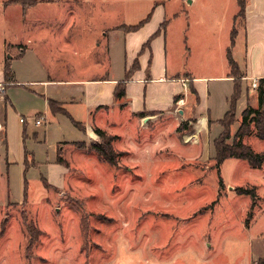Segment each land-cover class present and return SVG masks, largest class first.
Returning a JSON list of instances; mask_svg holds the SVG:
<instances>
[{
    "label": "rangeland",
    "instance_id": "374dc122",
    "mask_svg": "<svg viewBox=\"0 0 264 264\" xmlns=\"http://www.w3.org/2000/svg\"><path fill=\"white\" fill-rule=\"evenodd\" d=\"M202 1L204 6L189 0H0V70L11 58L12 78L18 81L7 90L17 109L12 111L8 100V135H4L6 128H0V224L7 220L0 234V264H150V252L152 264H162V244L156 239L160 231L165 232V253L170 257L164 264H249L253 242V255H264V165L254 167L243 158L228 157L218 169L213 156L185 159L182 146L195 140L201 146L203 138L199 130L192 132L191 125L177 128L171 152L162 150L145 162L148 136L142 137L134 128L124 137L120 127L109 128L107 133L115 137L113 148L121 152L112 165L93 150L59 143L87 140L85 130L72 122L69 113L49 111L48 98L66 93L52 87L43 91L42 85L31 83L48 77L121 73L127 24L140 23L148 13L153 20L142 33L165 17L170 19L166 28L169 70L184 68L186 27L207 10L209 0ZM237 9V0L222 8L215 6L214 14L208 13V18L191 27L192 33L207 35V31L213 41L228 36ZM235 27L239 34L233 53L243 61L244 33L238 23ZM23 44L30 48L25 54ZM191 62L203 71L199 59ZM262 90L263 86L257 98ZM262 98L264 103V94ZM236 104L231 134L242 120L243 95ZM44 112L47 122L36 124L35 115ZM23 114L28 122H20ZM95 138L87 143L101 140L98 135ZM245 141L264 151V139L256 133L251 132ZM8 144L14 161L9 165ZM57 148L69 168L56 162ZM24 149L29 154L27 169ZM43 176L56 186L46 187ZM253 185L258 194L254 203L251 194L236 190ZM28 223L43 232L27 251L23 228ZM203 237L213 243L209 259L196 248ZM193 243L194 248L189 246ZM253 264H264V256L254 257Z\"/></svg>",
    "mask_w": 264,
    "mask_h": 264
},
{
    "label": "crops",
    "instance_id": "0c3cea01",
    "mask_svg": "<svg viewBox=\"0 0 264 264\" xmlns=\"http://www.w3.org/2000/svg\"><path fill=\"white\" fill-rule=\"evenodd\" d=\"M189 1L193 4L198 1V4L204 6L202 0ZM227 2H230V0H209L207 10H202V17H198L196 23L199 24L203 18H208V13L214 14L213 9L215 6L218 5L222 8ZM237 3L238 9L232 15L234 26H232L228 36H223L218 41L210 39V33L207 31V35H202L201 31L195 32L194 35L191 27L193 28L196 23L194 25L188 23L186 27L187 47L183 53L186 60L184 68L169 70L166 28L171 22L170 19L165 17L156 27L154 26L148 32L142 33L143 29L147 28L152 22V15L136 30L125 31L117 28L125 31L126 34L125 46L127 51L125 52V63L122 65L121 73L112 76L106 72L95 77L68 79L48 77L31 80V83L42 85L43 91L52 87L59 91L58 93L67 94V96L61 95L62 97L53 99L57 100L61 107H63L62 104L68 106V111L65 107L63 108L69 113L71 120L73 118L85 125L87 142L96 140L95 127H100L109 133H111L109 128L120 127L119 133L124 137L127 136L129 129L133 131L135 128L142 137L148 136L146 137L148 139L144 142V146H148V153L144 152L143 155V162H145L147 158L154 159L153 156L160 151L162 152V150L167 151V153L171 152L172 147L177 142L178 135L175 134L177 128L179 129L182 123H188V126H193V129L191 128L192 132L199 130V134L203 135V138L200 139L201 146L199 143L197 144V140L194 143L190 142V144L182 146L183 157L189 159L193 156L201 158L206 156L209 160L210 156H213V158L215 156L214 140L223 130V124L220 120L231 108V97L235 92L236 80H239L236 77H240L239 88L240 96H244V109L250 105L255 107L260 105L259 97L257 98L258 83L264 88V0H246L245 16L239 14V0H237ZM175 15L178 14L175 13ZM239 17L242 18L241 22L238 19ZM163 22H165L164 25H162ZM236 23L239 24L244 33L246 48L243 61L236 58L233 53V46L236 44L235 40L239 34L238 28L235 27ZM234 28L237 29V32L232 40ZM128 48H130V51H128ZM21 49H23V54L30 50L26 44H23ZM229 56L237 63V72L233 73ZM193 58L201 61L203 71L193 67L191 62ZM136 61L138 66L134 67ZM5 67L6 62L0 70V83L2 84L0 85V94L3 95L2 100L4 103V111L0 115V128H6L4 135H8L9 125H7L6 114L8 100L10 101V109L12 111L17 109L9 94H7V90L10 89L11 85L17 84L18 81L16 79H5ZM254 79L257 80L256 85H253ZM5 83H7V86L4 87ZM120 85L125 94L122 97H117L116 89ZM211 88L214 89L213 92ZM42 93L47 95L45 92ZM48 100H51V98H48ZM51 110L52 108H49V111ZM41 115L45 117L42 122H47V112L36 114L35 118ZM23 116L26 117L25 114ZM20 122L25 123L28 121L26 118V120L23 122L20 120ZM25 131L26 128L24 127L21 134L24 135ZM152 135H155L156 138ZM4 140L5 143H8L6 137ZM84 140H60L59 143H73ZM140 145L138 144L139 148H141ZM6 147L8 152L5 159L6 164L9 165L14 161L9 157V144ZM58 152L57 148L55 160L60 163L57 158L61 153ZM23 153L26 156L25 169H27V165L30 163L29 154L26 149L23 150ZM52 185L56 186V184ZM27 195H25L23 202H25ZM164 234L165 232L160 231L158 238H156L162 244L159 247L162 248L159 253L162 264L170 258L169 254L165 253L168 244L166 245L167 242L164 241ZM261 239L264 238L261 237ZM200 240L197 242L196 248L201 250L202 254L209 259L213 251V243L207 237ZM254 245L253 242L248 252L249 264H253L254 257L264 256L253 255ZM189 246L194 248L195 243ZM153 256L152 252L148 255L151 259L150 264L153 262Z\"/></svg>",
    "mask_w": 264,
    "mask_h": 264
},
{
    "label": "trees",
    "instance_id": "16d2710c",
    "mask_svg": "<svg viewBox=\"0 0 264 264\" xmlns=\"http://www.w3.org/2000/svg\"><path fill=\"white\" fill-rule=\"evenodd\" d=\"M22 4H25L24 2L21 1ZM240 3V10L239 14L242 16H245V6H246V0H239ZM148 16L138 24H127L129 27L127 30H136L142 26L147 20L151 18L152 15L150 13L147 14ZM165 22L162 23L164 25ZM125 25V24H122ZM122 25H119V27H122ZM118 27V26H117ZM126 30V31H127ZM237 32V29H233L232 33V40L234 39V36ZM230 58L231 66L233 73L238 71V66L235 60L233 58ZM138 66V62L136 61L134 64V67ZM13 70L9 64V62H6V67H5V79L8 80H13ZM238 79V77H236ZM262 86L259 88L261 89ZM125 94L124 89L121 87L116 89V95L117 97H122ZM263 94L264 90L261 92V96L259 97V103L260 105L255 107V106H249L248 108L244 109L242 111V116H241V122L236 129L234 134H231V126L235 122V109H236V102L237 99L240 96V88H239V80H236V88L233 96L231 97V108L224 117L222 118L221 123L223 124V130L220 132V135L215 138L214 140V150H215V165L218 169H220L221 162L228 158V157H239L243 158L248 161V163L254 167H262L264 165V151H257L245 141L246 136H249L251 132L256 133L258 137L261 139H264V103L263 101ZM49 105L50 108L54 111H65L66 110L60 106V103L57 102L55 99L49 100ZM67 113V112H66ZM229 118H228V117ZM228 118V119H227ZM73 123H75L80 129L84 130L85 125L80 123L79 121L75 120L72 118ZM188 126V123H182L179 126V129L186 128ZM95 133L101 137V140L97 142H92L90 144L87 143L86 140L84 141H75L73 142L78 148L80 149H88V150H93L96 152L102 159L106 160L112 165H115L119 159V156L121 152H118L114 150L113 148V140L115 139L114 136H110L104 129L100 127H95L94 128ZM233 138L232 141H229L230 138ZM58 161L62 164H65L67 167H69L68 161L62 156V154H59L58 156ZM43 183L46 185V187H53L52 184H50L47 179L43 176ZM223 185L222 183H220ZM236 190L239 192H245L248 194H251L253 198V203L258 197V194L256 192V186H252L250 188H246L243 186H237ZM251 216V214L249 215ZM7 223V220L1 221L0 224V234L2 235L5 231V225ZM32 223V222H31ZM25 238L27 237V248L26 250L28 251L30 248H32L39 239V236L42 234V230H40L36 224H26L25 227L23 228ZM29 255V254H27Z\"/></svg>",
    "mask_w": 264,
    "mask_h": 264
},
{
    "label": "built area",
    "instance_id": "2783aa9c",
    "mask_svg": "<svg viewBox=\"0 0 264 264\" xmlns=\"http://www.w3.org/2000/svg\"><path fill=\"white\" fill-rule=\"evenodd\" d=\"M256 84H257V80L254 79L253 85H256ZM44 118L45 117L43 115L38 116V118H35V123L36 124L41 123L44 120ZM20 120L23 122L24 120H26V117L23 116V117H21ZM0 127H1V125H0Z\"/></svg>",
    "mask_w": 264,
    "mask_h": 264
}]
</instances>
